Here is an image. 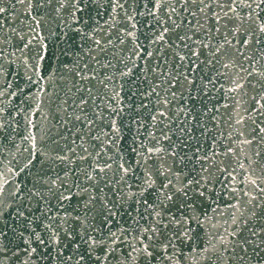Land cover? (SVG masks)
<instances>
[{"label":"snow or ice","instance_id":"6c2138e0","mask_svg":"<svg viewBox=\"0 0 264 264\" xmlns=\"http://www.w3.org/2000/svg\"><path fill=\"white\" fill-rule=\"evenodd\" d=\"M9 2L27 24L5 32L0 0V132L8 78L51 82L52 56L81 80L101 76L103 93L87 89L91 112L83 95L63 100L67 134L39 149L25 136L22 165L0 145V264H264V0ZM46 91L30 97L36 111ZM213 91L229 131L208 142L202 118L220 108L194 102ZM25 172L30 187L16 180Z\"/></svg>","mask_w":264,"mask_h":264},{"label":"water","instance_id":"95a60500","mask_svg":"<svg viewBox=\"0 0 264 264\" xmlns=\"http://www.w3.org/2000/svg\"><path fill=\"white\" fill-rule=\"evenodd\" d=\"M4 7L7 9L4 13L3 19L5 32H7L11 26L20 28L22 26L20 21H24L25 25L27 24L24 16L27 9L24 5L15 3V6L13 7L9 0H4ZM53 15L55 14L53 13ZM37 30L41 31V29ZM58 33L59 29L57 28V21L55 20H51L48 28L43 32L50 50L57 54L59 51L58 45L61 47L63 46V38H58ZM78 39L79 37H77V40ZM104 55L105 54H101L100 56L101 62H104ZM107 55L110 57L111 53L109 52ZM61 61L68 62V58L60 57V60H57L55 56H52L43 65L45 75L52 76L51 82L45 79L42 84L33 85L27 81L22 70L18 74L13 71L12 76L8 78L7 82L12 84V88L9 91L15 92L16 95H6L4 98V115L11 124L10 127L6 126L3 132H0V145L3 146L5 164H7L12 157L19 160L21 165L23 164V157L28 155L27 152H24V149L31 148L32 146L31 140L24 139V137L29 136V134H34L36 136V146L38 149L50 144L49 138L54 137L57 131L67 134L66 129L62 124L65 119L60 107L63 100L68 99L69 103H71L72 99L78 101L79 97L83 95L86 99H89L86 108L91 112L92 104L87 89L91 88L93 93L97 96L103 93V86L98 83L99 79L102 78L101 76H98L95 80H81L80 77L74 76L73 73L65 71ZM97 68L98 66L95 64L90 65V70L87 71V75L91 77L93 75V70ZM50 69L59 70L55 71V74L53 75ZM41 87L46 88L47 91L43 93L39 111H36L37 101L35 99H30V97H32L38 88ZM77 87L83 89V91L77 92ZM69 88L72 89L71 92H69ZM183 103L186 105V110L193 106L192 100L183 101ZM194 103L197 111H207L212 108L213 104H216V106L220 108L217 120L211 121L208 117L202 118L206 122L207 128L210 130L208 142H210V137L216 135L218 132L223 131L227 133L229 131V127L226 124L229 113L222 107L226 101L219 93L213 91L203 101L200 98H197ZM227 103H231V101H227ZM205 104L207 105L206 108ZM152 106V104L149 105L150 108ZM170 107L173 112L177 111V108L174 105ZM69 111H72V109L69 108ZM8 112H11L10 116L8 115ZM209 115H211V113H209ZM143 116L145 118V123H149L150 121L147 117V113H143ZM181 119H183V117H181ZM77 126L82 127V125ZM42 135L44 136L43 142L40 139ZM194 135L199 136L201 139H205L199 130L194 131ZM130 136L131 133H128V138H130ZM173 139H176V137L173 136ZM223 143H227V141H223ZM13 166H16L15 160L13 161ZM37 167H39V165H37ZM16 180L21 184L27 183L29 187L31 186V177L26 172L21 173ZM213 264H216V262L213 261ZM228 264H238V261L230 260ZM253 264H255L254 261Z\"/></svg>","mask_w":264,"mask_h":264}]
</instances>
